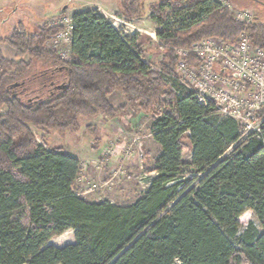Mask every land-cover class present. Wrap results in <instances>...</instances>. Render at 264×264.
Here are the masks:
<instances>
[{
  "label": "trees",
  "instance_id": "trees-1",
  "mask_svg": "<svg viewBox=\"0 0 264 264\" xmlns=\"http://www.w3.org/2000/svg\"><path fill=\"white\" fill-rule=\"evenodd\" d=\"M144 10L142 0H121L117 16ZM150 12L158 69L144 57L142 36L129 37L97 9L73 15L67 60L46 46L62 27L31 33L21 24L2 40L19 61L0 51V264H264V139L224 157L239 124L167 80L177 50L205 39L234 44L246 32L264 49V24L237 21L218 0H164ZM117 91L126 103L116 108L109 97ZM131 108L153 115L161 148L149 172L157 175L133 203L84 198L74 188L81 160L47 149L31 129L75 133L82 118L115 120ZM68 231L75 244L51 245Z\"/></svg>",
  "mask_w": 264,
  "mask_h": 264
},
{
  "label": "rangeland",
  "instance_id": "rangeland-1",
  "mask_svg": "<svg viewBox=\"0 0 264 264\" xmlns=\"http://www.w3.org/2000/svg\"><path fill=\"white\" fill-rule=\"evenodd\" d=\"M114 1L116 0H0V51L6 59L19 61L15 50L2 41L10 37L19 25L22 24L31 33H37L44 26L50 29L61 27L58 23H63L65 18L73 17L77 12L97 9L107 16L118 30L122 31L129 26L128 29H131V33L127 34L129 37L135 35L133 33L139 29L140 32L136 34L142 36L145 42L143 50L146 61L155 69L160 68L159 63L163 59V54L155 34L159 27L149 18V13L152 6L164 0H142L145 8L144 16L133 19H122L125 17L117 16L120 12V2L116 7ZM229 3L236 11L251 12L254 21L264 24V0H229ZM169 14L170 11L167 12V15ZM124 22L128 25L125 26ZM52 36L54 34L49 35L47 39V47ZM26 60L28 61V58ZM144 115L137 109L131 108L121 118L105 120V123L109 124L107 129L110 131L106 138L94 129L93 121L98 118H82L81 127L75 133L46 134L33 127L31 129L38 142L47 149L62 148L67 154L80 157L82 172L74 185L80 195L94 203L126 204L135 202L145 193L146 190L139 183L138 178L142 173H149L153 169L160 154L157 144L153 142L152 137H149L153 115ZM136 135L142 138V145L137 152L144 154L143 163H140L137 154L134 158L126 159L123 153V148ZM110 143H114L119 148V154L98 168L96 163L101 160L104 149ZM185 144L189 145L188 142ZM191 161L192 152L187 150L183 162L189 164ZM117 171H121V174L115 178ZM193 176L187 173L188 178ZM252 221L261 228L255 215L252 216ZM70 244H75L74 231H68L51 241V245L59 248Z\"/></svg>",
  "mask_w": 264,
  "mask_h": 264
},
{
  "label": "built area",
  "instance_id": "built-area-1",
  "mask_svg": "<svg viewBox=\"0 0 264 264\" xmlns=\"http://www.w3.org/2000/svg\"><path fill=\"white\" fill-rule=\"evenodd\" d=\"M218 1L229 8L237 21L246 24L254 21L251 12L234 10L229 0ZM58 24L65 29L51 37L48 48L67 60L76 23L73 17H69ZM124 24L128 25L125 22ZM128 28L122 29L126 35L131 33ZM138 31L140 32L137 29L133 34ZM177 57V70L168 77L169 83L178 81L184 89L196 95L200 104L213 105L214 113L230 117L240 126V139L224 157L230 156L235 149L254 138L264 139V116H260V112L264 110V49L255 47L248 33H242L234 44L217 38L205 39L190 50H177ZM191 57L194 58L193 62ZM141 145L142 138L136 135L123 148L126 159L134 158L137 154L140 163H143L144 154L137 152ZM119 151L114 143L108 144L101 160L96 163L97 167L101 168L106 161L116 158ZM119 174L121 171L115 172V178ZM154 175L157 173H142L139 176V183L145 190L150 187Z\"/></svg>",
  "mask_w": 264,
  "mask_h": 264
},
{
  "label": "crops",
  "instance_id": "crops-1",
  "mask_svg": "<svg viewBox=\"0 0 264 264\" xmlns=\"http://www.w3.org/2000/svg\"><path fill=\"white\" fill-rule=\"evenodd\" d=\"M118 2H119V0H116V1H114L113 2V4L115 3V5H116V7H118ZM78 11V10H77ZM107 17V16H106ZM149 18L150 19H153L152 18V14H151V12L149 13ZM109 101H110V103H111V105L112 106H114V107H121V106H123L125 103H126V100H125V98H124V96L122 95V93L121 92H119V91H117V92H114L110 97H109ZM145 116V115H144ZM96 118H98L97 120H95V121H93V125H94V129H95V131L96 132H98V133H100V134H102V136L104 137V138H106L108 135H109V133H110V131L107 129V127H108V123H105V120L106 121H109V119H107L106 117H104V116H98V117H96ZM99 122H101V123H99ZM100 124H103V125H100ZM105 125H106V127H105ZM152 140H153V142H155L154 141V139H153V137H152ZM156 143V142H155ZM157 144V143H156ZM157 147H158V149H159V152L161 153V148H160V146L157 144ZM160 155V154H159ZM73 156L74 157H76V158H78V159H80V157H78L77 155H74L73 154ZM81 160V159H80ZM82 161V160H81Z\"/></svg>",
  "mask_w": 264,
  "mask_h": 264
},
{
  "label": "flooded vegetation",
  "instance_id": "flooded-vegetation-1",
  "mask_svg": "<svg viewBox=\"0 0 264 264\" xmlns=\"http://www.w3.org/2000/svg\"><path fill=\"white\" fill-rule=\"evenodd\" d=\"M120 1H121V0H119V2H120ZM131 1H134V0H131ZM119 2H118V3H119ZM64 10H66V8H65Z\"/></svg>",
  "mask_w": 264,
  "mask_h": 264
}]
</instances>
